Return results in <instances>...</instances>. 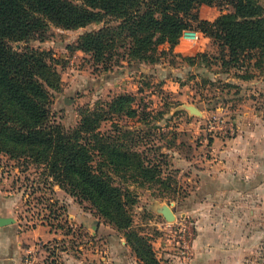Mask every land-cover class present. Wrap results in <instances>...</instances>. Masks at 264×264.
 Returning a JSON list of instances; mask_svg holds the SVG:
<instances>
[{"label": "rangeland", "instance_id": "1", "mask_svg": "<svg viewBox=\"0 0 264 264\" xmlns=\"http://www.w3.org/2000/svg\"><path fill=\"white\" fill-rule=\"evenodd\" d=\"M259 2L264 8V0ZM195 13L200 20L217 24L232 9L225 4L203 5ZM188 23L189 31H196L197 41L185 42L181 36L174 48L163 44L153 62L122 61L118 54L124 50L118 44L101 62L78 49L82 36L106 25L116 26L112 20L76 30L51 26L43 42L11 46L48 54L58 77L57 88L48 91L53 123L72 129L81 113L94 109L110 112L100 124V133L111 134L159 166L162 183L139 185L132 180L125 183L123 175L113 177L117 186L133 193V228L149 240L161 264H264V191L246 195L240 204L231 200L222 217L214 214L208 223L200 216L204 211L199 199L204 195L193 192L196 180L176 163L179 158L192 161L205 154L215 137L220 142L235 140L248 131H258L263 137L264 124L259 123L264 122V50L251 60L240 56L237 64L228 63V52L198 32L197 22ZM119 96L132 98L129 106L134 116L112 114L109 105ZM58 189L91 216L92 224L103 223L113 229L91 203H80L60 189L44 165L0 154V217L13 216L24 227L45 224L60 230L67 237V248L74 252L86 242L87 250L96 249L100 244L94 242V236L69 221ZM165 207L174 213V221L163 217ZM114 231L117 238L124 239Z\"/></svg>", "mask_w": 264, "mask_h": 264}, {"label": "trees", "instance_id": "2", "mask_svg": "<svg viewBox=\"0 0 264 264\" xmlns=\"http://www.w3.org/2000/svg\"><path fill=\"white\" fill-rule=\"evenodd\" d=\"M78 1L0 0V154L44 165L60 189L80 203H91L123 235L140 264H161L149 240L133 228V193L117 186L113 177L123 175L125 183L132 180L139 185L162 183L159 166L111 134L100 133V124L110 112L81 113L72 129L53 123L48 91L57 88L58 77L48 54L29 47L18 51L11 44L43 42L51 26L76 30L112 20L116 26L106 25L82 36L78 49L101 62L118 44L124 50L118 54L122 61L153 62L158 47L169 44L174 48L182 34L191 30L188 21L192 20L198 23V32L228 52V63L237 64L240 56L251 60L264 50V8L259 0ZM223 4L232 13L223 15L217 24L200 20L195 13L203 5ZM131 101L129 96H119L109 110L132 117Z\"/></svg>", "mask_w": 264, "mask_h": 264}, {"label": "crops", "instance_id": "3", "mask_svg": "<svg viewBox=\"0 0 264 264\" xmlns=\"http://www.w3.org/2000/svg\"><path fill=\"white\" fill-rule=\"evenodd\" d=\"M257 132L248 131L244 138L221 139L222 142L215 137L209 141L208 150L200 157L192 161L176 159V163L181 164L178 167L190 171L188 176L196 180L193 192L204 195L199 199V208L204 211L200 214L202 220L210 223L214 214L222 217L231 200L240 204L246 195L264 191V133L262 137ZM254 133L256 135L253 136ZM58 191L69 221L81 229H87L100 246L89 251L85 248L89 247L86 242L76 247L74 252L67 248V237L60 230L45 224L24 227L19 219L12 216V224L0 227V264H49L51 261L55 264H140L124 239L120 236L117 238L113 229L103 223L92 224L91 216L80 205L66 199L69 197ZM5 216L0 218L9 217ZM57 245H63V248L58 249ZM105 249L108 252L103 251ZM52 253L53 256H50Z\"/></svg>", "mask_w": 264, "mask_h": 264}, {"label": "water", "instance_id": "4", "mask_svg": "<svg viewBox=\"0 0 264 264\" xmlns=\"http://www.w3.org/2000/svg\"><path fill=\"white\" fill-rule=\"evenodd\" d=\"M161 213L167 222L175 220L174 213L168 207H165ZM13 222L14 221L11 218H0V227L12 224Z\"/></svg>", "mask_w": 264, "mask_h": 264}, {"label": "built area", "instance_id": "5", "mask_svg": "<svg viewBox=\"0 0 264 264\" xmlns=\"http://www.w3.org/2000/svg\"><path fill=\"white\" fill-rule=\"evenodd\" d=\"M198 37L196 35L195 32L192 31H185L182 35V40H184L185 42H192L195 43L197 41ZM211 126V124H210ZM58 246V245H57Z\"/></svg>", "mask_w": 264, "mask_h": 264}]
</instances>
